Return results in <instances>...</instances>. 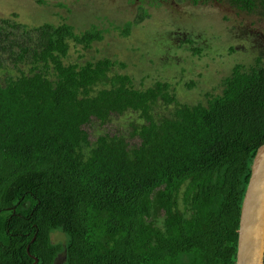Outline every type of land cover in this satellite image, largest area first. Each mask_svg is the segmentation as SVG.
Listing matches in <instances>:
<instances>
[{
	"label": "trees",
	"instance_id": "trees-1",
	"mask_svg": "<svg viewBox=\"0 0 264 264\" xmlns=\"http://www.w3.org/2000/svg\"><path fill=\"white\" fill-rule=\"evenodd\" d=\"M218 1L264 17V0ZM102 39L66 24L25 47L0 37L18 71L0 84V264H235L264 63L235 64L220 94L187 105L168 83L111 75L124 67L111 59L65 63L70 42Z\"/></svg>",
	"mask_w": 264,
	"mask_h": 264
},
{
	"label": "rangeland",
	"instance_id": "rangeland-1",
	"mask_svg": "<svg viewBox=\"0 0 264 264\" xmlns=\"http://www.w3.org/2000/svg\"><path fill=\"white\" fill-rule=\"evenodd\" d=\"M128 22L136 24L123 36L116 27L122 30ZM45 24L101 33L102 41L88 49L70 42L65 63L111 59L124 65L113 68L111 75L126 74L141 90L157 81L168 83L178 103L187 105L206 93L220 94V80L235 64L248 68L257 59L264 63V17L259 10H235L227 1L0 0V37L8 43L30 46ZM7 58L0 53V84L18 72ZM133 117L114 120L113 126L124 130ZM53 239L63 241L60 234Z\"/></svg>",
	"mask_w": 264,
	"mask_h": 264
},
{
	"label": "water",
	"instance_id": "water-1",
	"mask_svg": "<svg viewBox=\"0 0 264 264\" xmlns=\"http://www.w3.org/2000/svg\"><path fill=\"white\" fill-rule=\"evenodd\" d=\"M242 201L235 264H261L264 252V144L251 164Z\"/></svg>",
	"mask_w": 264,
	"mask_h": 264
},
{
	"label": "built area",
	"instance_id": "built-area-1",
	"mask_svg": "<svg viewBox=\"0 0 264 264\" xmlns=\"http://www.w3.org/2000/svg\"><path fill=\"white\" fill-rule=\"evenodd\" d=\"M261 264H264V252H263V258H262V263Z\"/></svg>",
	"mask_w": 264,
	"mask_h": 264
}]
</instances>
